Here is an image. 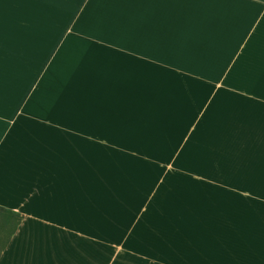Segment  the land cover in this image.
<instances>
[{
	"label": "crops",
	"instance_id": "0c3cea01",
	"mask_svg": "<svg viewBox=\"0 0 264 264\" xmlns=\"http://www.w3.org/2000/svg\"><path fill=\"white\" fill-rule=\"evenodd\" d=\"M165 63L217 83L188 110L192 141L217 139V168L202 158L171 191L184 248L98 249V154L85 147L139 117L144 91L170 92L154 78H171ZM59 70L75 106H35ZM0 264H264V0H0Z\"/></svg>",
	"mask_w": 264,
	"mask_h": 264
},
{
	"label": "rangeland",
	"instance_id": "374dc122",
	"mask_svg": "<svg viewBox=\"0 0 264 264\" xmlns=\"http://www.w3.org/2000/svg\"><path fill=\"white\" fill-rule=\"evenodd\" d=\"M214 4L208 3L204 10L210 11L209 8L216 7ZM218 38V34L210 37L211 42H215L212 45L218 43ZM75 41H78V36ZM211 42L191 46L190 56L195 58L200 52L204 58L209 54ZM176 67L179 75L175 79L171 76L175 69L169 64L162 68H166L170 79L167 80V75L158 79L157 69L154 73L156 82L171 89L170 92L162 88L158 99L144 91L141 100L146 108L139 117L134 111L122 113L121 121L117 119L119 124L113 121V139L103 142V145L97 141L100 146L92 144L85 147L89 154H98L92 163L96 164L92 181L98 188L97 195L92 194L97 198L93 206L97 209L94 228H97L99 237L108 240L107 243L99 241L98 249L120 252L184 248V239L189 231L188 220L182 215V209L177 205L171 206V191L192 185L186 174L189 169L205 168V162L200 159L210 161L208 168H217V139L211 138L212 145H198L196 138L192 141L198 134L190 127L188 113L193 105H198V97L206 92L209 94V89L217 83L188 82L184 76L185 67L177 64ZM67 80L61 70L56 72L44 91L43 85L40 87L41 92L35 97L34 105L74 107V92L63 90ZM150 87L152 89L153 85ZM79 97L83 102L81 90ZM67 112L65 117L69 114ZM84 136L82 140L87 139Z\"/></svg>",
	"mask_w": 264,
	"mask_h": 264
},
{
	"label": "trees",
	"instance_id": "16d2710c",
	"mask_svg": "<svg viewBox=\"0 0 264 264\" xmlns=\"http://www.w3.org/2000/svg\"><path fill=\"white\" fill-rule=\"evenodd\" d=\"M16 216H17V223L20 224L21 220L23 219V216L20 215V214H17ZM13 232H14V231L12 230V233H13Z\"/></svg>",
	"mask_w": 264,
	"mask_h": 264
}]
</instances>
